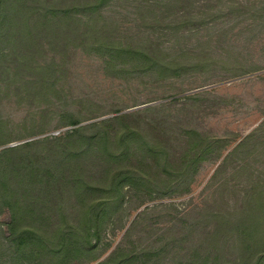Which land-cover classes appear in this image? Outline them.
I'll list each match as a JSON object with an SVG mask.
<instances>
[{
  "label": "trees",
  "instance_id": "16d2710c",
  "mask_svg": "<svg viewBox=\"0 0 264 264\" xmlns=\"http://www.w3.org/2000/svg\"><path fill=\"white\" fill-rule=\"evenodd\" d=\"M129 1L143 16L144 8L167 12L187 0H0V94L61 93L56 63L78 53L101 52L108 63L145 59L139 46L117 39L109 13ZM158 109L117 110L86 125L69 112L63 126L71 130L1 149L0 217L8 220L0 222V264H264V163L256 160L264 157V124L211 177L215 183L232 163L246 178L232 190L235 206L225 205L227 179L212 201L175 212L163 228L169 215L152 220L146 211L99 261L111 248L106 235L126 229V216L142 205L189 192L185 178L226 140L189 129L174 157L169 121L147 114Z\"/></svg>",
  "mask_w": 264,
  "mask_h": 264
},
{
  "label": "rangeland",
  "instance_id": "374dc122",
  "mask_svg": "<svg viewBox=\"0 0 264 264\" xmlns=\"http://www.w3.org/2000/svg\"><path fill=\"white\" fill-rule=\"evenodd\" d=\"M122 6L109 11L119 26L117 39L139 46L145 59L124 57L108 63L109 57L101 52L78 53L69 63H56L60 68L56 67L55 81L61 93L24 99L16 91L2 92L0 150L71 130L72 126H63L69 112L86 125L112 118L117 110L152 106L159 112L149 116L170 123L164 131L174 157L182 153L183 135L189 129L226 140L185 178L191 183L189 192L142 205L126 216V229L106 235L104 243L111 248L99 261L146 211L152 220L169 215L159 224L163 228L175 212L186 213L212 201L227 179L231 182L225 205L235 206L232 190L245 186L246 178L234 173L232 163L215 181L219 183L211 177L233 147L264 124V0H187L167 12L144 8L143 16L130 1ZM256 160L264 163V157ZM7 220V215L0 217V222Z\"/></svg>",
  "mask_w": 264,
  "mask_h": 264
},
{
  "label": "water",
  "instance_id": "95a60500",
  "mask_svg": "<svg viewBox=\"0 0 264 264\" xmlns=\"http://www.w3.org/2000/svg\"><path fill=\"white\" fill-rule=\"evenodd\" d=\"M12 146V145H11Z\"/></svg>",
  "mask_w": 264,
  "mask_h": 264
}]
</instances>
